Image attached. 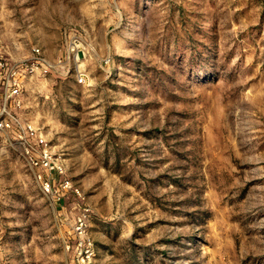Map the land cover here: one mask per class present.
I'll return each mask as SVG.
<instances>
[{"label": "rangeland", "instance_id": "374dc122", "mask_svg": "<svg viewBox=\"0 0 264 264\" xmlns=\"http://www.w3.org/2000/svg\"><path fill=\"white\" fill-rule=\"evenodd\" d=\"M34 47L65 173L0 147V264H264V0H0L3 53Z\"/></svg>", "mask_w": 264, "mask_h": 264}, {"label": "built area", "instance_id": "2783aa9c", "mask_svg": "<svg viewBox=\"0 0 264 264\" xmlns=\"http://www.w3.org/2000/svg\"><path fill=\"white\" fill-rule=\"evenodd\" d=\"M53 68L54 63L38 47H34L31 57L20 59L7 57L0 48V147H18L34 168L36 178L57 194L54 183L63 179L64 163L56 155L45 129L26 116L23 96L30 77Z\"/></svg>", "mask_w": 264, "mask_h": 264}]
</instances>
